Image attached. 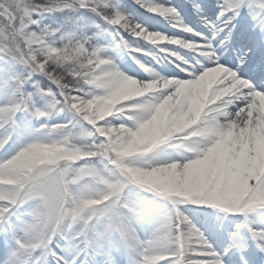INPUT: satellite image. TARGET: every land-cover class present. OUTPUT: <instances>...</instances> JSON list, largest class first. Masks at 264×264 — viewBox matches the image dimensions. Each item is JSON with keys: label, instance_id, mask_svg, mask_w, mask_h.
<instances>
[{"label": "snow or ice", "instance_id": "6c2138e0", "mask_svg": "<svg viewBox=\"0 0 264 264\" xmlns=\"http://www.w3.org/2000/svg\"><path fill=\"white\" fill-rule=\"evenodd\" d=\"M0 264H264V0H0Z\"/></svg>", "mask_w": 264, "mask_h": 264}]
</instances>
